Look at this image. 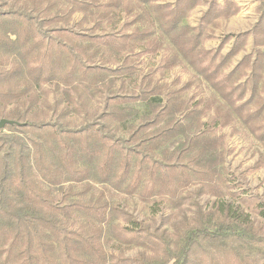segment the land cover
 Listing matches in <instances>:
<instances>
[{
  "label": "trees",
  "instance_id": "obj_1",
  "mask_svg": "<svg viewBox=\"0 0 264 264\" xmlns=\"http://www.w3.org/2000/svg\"><path fill=\"white\" fill-rule=\"evenodd\" d=\"M195 2L0 0V264H264V201L232 190L223 131L264 168V51L231 68L248 33L218 58Z\"/></svg>",
  "mask_w": 264,
  "mask_h": 264
},
{
  "label": "rangeland",
  "instance_id": "obj_2",
  "mask_svg": "<svg viewBox=\"0 0 264 264\" xmlns=\"http://www.w3.org/2000/svg\"><path fill=\"white\" fill-rule=\"evenodd\" d=\"M159 1L171 4L178 0ZM209 1L197 0L190 8L186 20L191 26L199 29H201L200 24L204 23L202 26L204 47L215 50L218 52V58H222L232 52L233 46L237 42L235 40L238 37L230 36V34L238 36L241 33H248L242 49L231 56V68L251 53L253 55L256 44L261 43L258 47L264 51V0H216V2L224 3L223 6H229V10L224 9L223 12H217L215 18L211 15L210 18L213 19L203 21V17L209 9ZM118 26L122 28V23ZM162 57V54L156 56L142 55L137 57L136 63H139L143 73H147L150 68H155L159 64ZM175 78H181L179 83L181 85L188 79L193 78V72L182 67H176L167 75L166 79L172 81ZM195 91L199 92L196 85L190 92ZM223 131L227 134L231 148L226 166L233 185L232 190L244 191V195L255 194L264 201V168L256 167L257 160L260 157L258 151H261L262 148L261 144L240 124L229 125ZM207 199L208 197L203 198L205 205H207ZM129 209L134 211L139 218L148 219V222L152 221L154 226L159 228L163 226L158 218L149 220L154 214H156V217L160 215L150 205L142 204L137 200H129Z\"/></svg>",
  "mask_w": 264,
  "mask_h": 264
},
{
  "label": "water",
  "instance_id": "obj_3",
  "mask_svg": "<svg viewBox=\"0 0 264 264\" xmlns=\"http://www.w3.org/2000/svg\"><path fill=\"white\" fill-rule=\"evenodd\" d=\"M14 121H12V120H8V119H2L1 121H0V128H3L6 124H8V123H13Z\"/></svg>",
  "mask_w": 264,
  "mask_h": 264
}]
</instances>
